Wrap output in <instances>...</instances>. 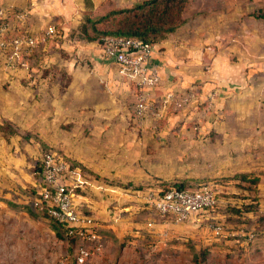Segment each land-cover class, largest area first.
<instances>
[{
	"label": "rangeland",
	"instance_id": "obj_1",
	"mask_svg": "<svg viewBox=\"0 0 264 264\" xmlns=\"http://www.w3.org/2000/svg\"><path fill=\"white\" fill-rule=\"evenodd\" d=\"M139 1L40 0L34 15L23 0H0L3 8L21 6L29 16L24 30L43 38L35 48L42 52L38 67L34 58L13 62L0 52V264H79V247L92 245L82 236L60 238L50 219L16 207L30 206L46 148L85 167V174L81 166L72 171L81 184L77 202L84 204L81 195L106 199L119 228V244L107 248L104 237L103 252L87 264H264V21L253 15L264 0H189L176 42L197 59L190 64L203 68L186 88L196 98L166 109L163 97L154 98L143 116L135 112L141 90L100 81L98 45L81 34L89 15L116 29L118 10ZM52 25L59 36L44 38ZM218 57L229 76L244 75L239 84L229 86L232 79L214 72ZM13 125L31 133L24 147ZM240 172L261 174L259 204L254 187L233 178ZM186 177L208 181L218 206L181 224L146 206L147 192Z\"/></svg>",
	"mask_w": 264,
	"mask_h": 264
},
{
	"label": "built area",
	"instance_id": "obj_2",
	"mask_svg": "<svg viewBox=\"0 0 264 264\" xmlns=\"http://www.w3.org/2000/svg\"><path fill=\"white\" fill-rule=\"evenodd\" d=\"M10 9L0 7V52L10 61H15L24 53H32L41 41V36L30 30H24L28 13L23 11L9 20ZM57 27L52 25L44 38L55 37ZM102 54L113 60L120 76L138 88L140 93L135 105V112L143 116L153 107L154 96L148 94L162 82L159 69L151 62L155 45L141 38L108 35L100 44ZM196 98L194 91L167 92L162 99V108L172 105L184 107ZM43 178L46 186L39 192L35 205L45 207L53 218L61 223L70 235H80L92 245L79 248L76 259L79 264H87L98 256L104 246L97 232L99 223L92 215L86 214L77 202L80 182L72 179L73 173L64 156L57 152H46L42 157ZM146 206L161 216H172L176 224L196 221L204 212L214 208L216 194L208 184L198 190L190 191L170 187L167 190H150L145 195ZM168 220V219H167ZM149 224H152L150 222ZM216 234L223 231V225L213 224ZM61 260L58 264H66Z\"/></svg>",
	"mask_w": 264,
	"mask_h": 264
},
{
	"label": "trees",
	"instance_id": "obj_3",
	"mask_svg": "<svg viewBox=\"0 0 264 264\" xmlns=\"http://www.w3.org/2000/svg\"><path fill=\"white\" fill-rule=\"evenodd\" d=\"M188 1L189 0H141L137 4H135L133 7L121 8L118 10V13L122 14L123 16L120 21L121 25L118 26L114 30H105L100 27V23L101 21H103L104 17L95 18L89 15L87 16L86 21L83 23L81 27V34L83 38L87 40L88 42H94L98 45L102 44L104 42V38L108 35H123V36L141 38L145 40L146 42H149L152 45H156L168 39L171 34L176 33L183 26V24L185 23V19L183 18L182 13ZM258 10H259L258 12H255L253 14L254 17L264 21V10L262 9H258ZM21 12H23V9H20V8L11 10L9 14V20L11 22L14 21L15 16ZM58 32L56 36H59ZM51 38H54V37H51ZM37 51L38 50H35L32 53H24L23 55L20 56L21 57L20 61L26 60L25 63H27L32 58H34L35 59L34 64H36L37 66L42 61L41 59L42 52L41 51L37 52ZM22 67H26V65H22ZM4 119L7 121L8 124L12 122V120L8 118H4ZM0 127H1V130L4 129L3 125H1ZM11 132L13 134H17L20 136L19 145L21 147H24L25 144L28 143L32 138L30 132L28 131L22 132V130L19 129V126L17 125H13ZM43 145L45 147H48L46 144H43ZM46 152H55V151L52 148H46V150L42 154V157ZM59 155H62V154H59ZM42 157L36 162L37 168H36L35 173L37 175V178L35 179V182L32 188L33 196H32V202L30 206L17 205L16 207L20 209H24L27 207V211L31 215H33L36 211L42 216L50 219V221L53 223L52 225L53 230L56 232V235L61 238V237H64V234L68 235V231L65 229V227L61 223H59L55 218L50 216V214L48 213L45 207L42 208L41 206L35 205V202L39 196V192L46 186V183L43 178ZM64 158L69 163L70 169L72 171L81 166L82 172L83 174H85L84 173L86 172L85 167H83L78 162L70 158H66V157ZM233 178L239 179L241 181L242 187H244L243 185L245 183H249L251 187H254V188H250V187L249 188L255 191L254 200H256L257 204H259V202L261 201V197H262L260 195V190L258 187V184L261 181L260 175L255 174V173L253 174L252 172H240V173L235 174ZM201 182H202L201 178L186 177L182 179L180 182L176 183L174 186H171V185L165 186L161 190H167L170 187H176L178 189L195 191V190H198L202 185H204V183H208V181L206 180L204 181V183H201ZM77 189L78 188L74 189V191L77 192ZM217 206H218V199L216 196V203L214 205V208ZM81 209L86 214L94 216V213L88 209L86 204L81 205ZM246 210L248 212H253V213L258 212V209L255 206H248V207L246 206ZM162 217L164 219H169L171 221L173 219L172 216L170 215L162 216ZM162 217H159V218L162 219ZM96 230L98 234L100 235L101 237L100 241L102 242L104 246V238H103L104 236H103L101 227L99 226ZM73 236L74 237L76 236V238L81 237L80 235H76V234L71 235L72 238ZM205 252L206 251H204L203 253ZM200 255H201V252H196L194 255V259H198Z\"/></svg>",
	"mask_w": 264,
	"mask_h": 264
},
{
	"label": "crops",
	"instance_id": "obj_4",
	"mask_svg": "<svg viewBox=\"0 0 264 264\" xmlns=\"http://www.w3.org/2000/svg\"><path fill=\"white\" fill-rule=\"evenodd\" d=\"M23 1L25 2L23 3L20 2L21 3L20 5L22 7L24 6L30 8V6L32 5L31 7L33 9L31 10L30 13H34V15L40 14L41 10L40 7H38V3H39L38 1L40 0H23ZM21 6H17V7L18 8L20 7V9H22ZM177 36H178L177 32L173 33L168 39L155 45V50L151 57V62L154 66H156L159 69L162 77V82L156 88L152 89V91H149L148 94L154 96V98L156 99L164 97V95L170 91L187 92L186 88L189 85L193 84L195 81L199 80L203 74V72H201L203 71V68H199L197 64L189 63V62L192 63L194 61L195 62L198 61L197 59H193L192 57H190L191 59L188 58L189 52L186 54L185 49H183V45L176 42ZM95 45L98 44L95 43ZM98 48L100 52V58L102 59V61L95 62L94 68L97 72L100 81L105 82L110 79L111 83L113 84L115 83L116 86L119 87H121V85H125L128 87L130 85H133L128 81H125L120 76L117 64L113 60L106 58L102 54L100 45H98ZM216 61L218 66H216L214 72L218 76L221 77L223 76V78H230L229 80L232 79L229 86L239 84L238 82L240 78L244 79L243 74L229 76L228 72L230 71V69L225 68V66H221L222 61L220 57H218ZM112 68H116V71ZM38 82L40 84H44L43 82H45L48 85V83H50V80H47L46 78H39ZM226 84L228 85V82H226ZM51 85H52L51 90L53 91L54 83H52ZM8 119L12 120L11 118ZM262 175H264L263 172ZM260 195L262 196L261 189H260ZM81 201H83L82 203L86 204L88 209L94 213V216L98 220L102 221L100 227L103 236L107 237V242H106L107 248L112 247V245L119 244V231H118L119 228L111 220L110 213L108 212V201L106 199H98V198L96 200H90L87 196L84 195H81Z\"/></svg>",
	"mask_w": 264,
	"mask_h": 264
}]
</instances>
